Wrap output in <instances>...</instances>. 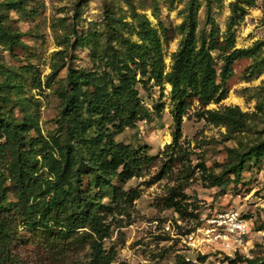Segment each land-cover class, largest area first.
<instances>
[{
	"label": "rangeland",
	"instance_id": "1",
	"mask_svg": "<svg viewBox=\"0 0 264 264\" xmlns=\"http://www.w3.org/2000/svg\"><path fill=\"white\" fill-rule=\"evenodd\" d=\"M10 1L13 0H0V13L6 26L20 33L21 44L12 51L0 44V81L7 84L6 95L14 101L11 106L16 104V117L26 118L34 125L28 139L38 137L37 131H40L43 138H58L60 145H64L60 92L66 85L68 69L93 68L90 49L81 46L76 35L86 37L95 32L99 35L100 47L96 51L100 55L108 47L124 57L123 38L140 41V24L148 20L162 37L166 71H170L173 53L184 38L182 29L187 25L189 0H19L18 7L7 5ZM233 1L199 0L195 30L199 44L202 36L207 37L211 30L206 6L210 4L211 16L223 40ZM232 30L235 48L263 44L253 54L236 59L226 83L225 99L207 106H202L198 99L193 100L183 118L179 141L186 159L171 162L167 174H162L161 169L167 162L164 150L173 141L175 129L170 112L172 87L166 82L158 86L153 79L138 74V79L147 80L148 90L141 83L136 87L151 117H139L136 126L124 128L116 134V140L135 149L147 147L153 160L141 175L122 184L125 190H136L135 200L121 202L119 206L109 197L103 200L111 206L106 212L111 234L104 239L105 250L112 248L115 252L110 264H185L178 235L193 229L213 213L231 209L251 221L248 242L243 252L238 253L242 258L236 264H248L247 259H264V157L248 161L236 180L235 174L226 172L227 166L234 162L230 149L243 151L264 139V0L245 6L243 19ZM213 56L220 69L222 54L215 50ZM55 70L58 75L47 87V77ZM33 72L43 83L39 88H33ZM17 73L24 81L21 88L13 82ZM157 103L164 104L161 117L154 109ZM229 105L239 106L246 115L245 126L236 132L210 123L204 117L206 109ZM216 177L220 184H213ZM87 181L85 177L84 183ZM173 189L179 192L176 199L185 214L165 204ZM17 228L20 238L10 249L16 258L15 264H71L74 261L83 264L89 260L87 246L73 250L66 259L57 262L36 230L26 228L23 223H18ZM216 255L210 253L198 263L186 264H217Z\"/></svg>",
	"mask_w": 264,
	"mask_h": 264
},
{
	"label": "trees",
	"instance_id": "2",
	"mask_svg": "<svg viewBox=\"0 0 264 264\" xmlns=\"http://www.w3.org/2000/svg\"><path fill=\"white\" fill-rule=\"evenodd\" d=\"M19 3V0H13L7 5L18 7ZM254 4L255 0L231 3L232 15L223 40H220L219 28L208 4L206 15L211 30L208 38L203 35L199 44L195 35L199 0H189L187 25L182 29L184 38L173 53L170 71H166L162 37L148 20L140 24V41L123 38L124 57L108 47L100 55L96 51L100 47L99 35L95 32L86 37L76 35L77 42L90 49L93 68L68 69L66 85L60 92L59 116L65 125L64 145H60L58 138H43L40 131H37L38 137L28 139L34 125L26 118L16 117V104L11 106L14 101L6 95L7 84L0 81V264H15L16 258L10 249L20 238L18 223L36 230L57 262L66 259L73 250L87 246L89 260L83 264L112 262L114 250L104 248V239L111 234V227L106 222V212L111 206L103 200L109 197L115 206L135 200L136 190H125L122 184L141 175L153 160L147 147L135 149L116 140V134L126 127H135L139 117H151L136 87L141 83L148 90L147 80L138 79V74L153 79L158 86L166 82L172 87L170 112L175 129L173 141L164 150L167 162L161 169L162 174H167L171 162L186 159L179 141L183 118L193 100L198 99L202 106H207L225 99L226 83L236 59L253 54L263 44L257 42L253 48H235L232 29L243 19L245 6ZM19 37L18 31L6 26L0 13V44L12 51L21 44ZM215 50L222 54L220 69L215 64ZM17 74L13 82L21 88L24 81ZM57 75L58 71H53L45 85L50 87ZM31 78L33 88L43 85L35 72ZM163 108V103L155 104L158 117ZM204 117L210 123L226 126L231 132L241 130L246 124V115L237 105L206 109ZM230 154L234 162L227 166L226 172L235 174L236 180L248 161H259L264 157V139L243 151L230 149ZM85 177H88L87 184ZM213 182L221 183L218 177ZM93 189L96 190L94 193ZM173 190L165 198V204L185 214L176 199L179 192ZM241 256L237 254L230 263L236 264ZM247 261L248 264H264V259ZM71 264L82 263L74 261Z\"/></svg>",
	"mask_w": 264,
	"mask_h": 264
},
{
	"label": "built area",
	"instance_id": "3",
	"mask_svg": "<svg viewBox=\"0 0 264 264\" xmlns=\"http://www.w3.org/2000/svg\"><path fill=\"white\" fill-rule=\"evenodd\" d=\"M250 223L249 218L234 209L205 217L193 229L178 235L183 260L198 263L202 256L215 253L217 264H230V259L243 252L248 242Z\"/></svg>",
	"mask_w": 264,
	"mask_h": 264
}]
</instances>
